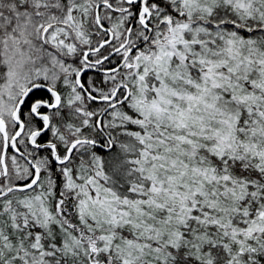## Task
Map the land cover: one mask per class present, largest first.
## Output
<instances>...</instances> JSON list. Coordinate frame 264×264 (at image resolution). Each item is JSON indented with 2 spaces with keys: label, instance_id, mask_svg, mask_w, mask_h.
<instances>
[{
  "label": "snow or ice",
  "instance_id": "1",
  "mask_svg": "<svg viewBox=\"0 0 264 264\" xmlns=\"http://www.w3.org/2000/svg\"><path fill=\"white\" fill-rule=\"evenodd\" d=\"M0 264H264V0H0Z\"/></svg>",
  "mask_w": 264,
  "mask_h": 264
}]
</instances>
